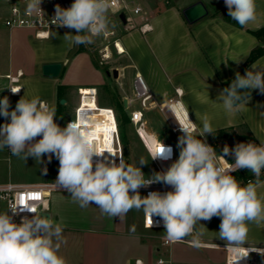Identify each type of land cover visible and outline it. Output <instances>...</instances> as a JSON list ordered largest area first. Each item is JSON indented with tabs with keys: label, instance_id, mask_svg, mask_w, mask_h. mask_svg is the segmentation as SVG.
I'll use <instances>...</instances> for the list:
<instances>
[{
	"label": "clouds",
	"instance_id": "9594fccd",
	"mask_svg": "<svg viewBox=\"0 0 264 264\" xmlns=\"http://www.w3.org/2000/svg\"><path fill=\"white\" fill-rule=\"evenodd\" d=\"M41 3L42 0H28L27 13L45 14ZM224 3L228 16L241 28L257 21V0H224ZM111 11V0H74L68 8L56 5L50 23L75 30V35L69 32L63 36L70 47L87 45L108 33ZM240 59L235 61L239 63ZM7 89L17 94L22 88ZM252 90L264 94V63L260 61H255L244 75L237 72L217 100L227 113H237L247 107ZM164 102L182 133L177 143L179 157L167 170L147 178L141 170L149 160L144 157L134 164H127L122 157L119 163L107 157L94 161V157H101L105 151L116 155L111 149L97 148L86 132L87 117L78 116L62 128L55 122V107L38 96H22L11 110L9 98L0 99V117L5 119L0 124V150L7 148L24 162L31 157L37 164L44 163V156L49 163L55 157L59 168L53 188L70 193L72 201L81 208L94 204L110 219H123L133 209L143 211L148 227L162 223L168 243L188 240L191 247L199 250L204 246L205 234L201 221L217 217L221 222L216 237L233 254L232 264L248 257L250 252L264 255V249L245 247L250 225L264 224V195L258 192L264 187V140L259 144L240 142L231 149L225 145L223 154L218 155L206 139L195 135L199 132V137H206L217 131L208 114L197 117L198 125L190 119L187 106L179 101ZM172 154L171 146L161 140L149 149L151 160H169ZM227 156H232L234 163H228ZM241 169H247L254 178L241 184L231 174ZM43 172L47 173L46 166ZM157 183L172 190L140 195L141 188ZM24 211L34 215L24 216L20 223L14 222L13 217ZM45 211L47 205L41 209L39 204L17 201L7 211L0 212V264H67L59 254L61 246L67 243L64 226L43 217L41 213ZM154 216L159 218L155 223ZM197 225L202 227L198 229ZM130 232L135 233V226Z\"/></svg>",
	"mask_w": 264,
	"mask_h": 264
},
{
	"label": "crops",
	"instance_id": "0c3cea01",
	"mask_svg": "<svg viewBox=\"0 0 264 264\" xmlns=\"http://www.w3.org/2000/svg\"><path fill=\"white\" fill-rule=\"evenodd\" d=\"M196 1L206 5L208 14L195 23H188L182 10ZM176 3L149 14L152 28L148 32L142 33L139 25H136L140 32L134 33V44L122 43L125 49H129L133 62L129 65L132 68L133 86L135 75L139 73L153 94L151 106L159 107L165 104V100L178 99L188 107L194 123L199 125L197 117L206 113L217 131L233 130L241 135L246 134L259 144L260 140H264V94L253 90L247 107L231 114L224 110L217 97L224 89L222 82L237 72L241 73L251 51L258 46L264 48V42L253 33L264 26V0H257L258 19L246 28H241L228 16L224 0H177ZM3 13L4 10L0 8V99L7 96L11 110L22 96H38L55 107V122L63 128L70 112L69 104L73 107L75 101V106L78 102V97L73 94L78 93L82 86L99 85L101 74L92 66L94 69L90 72L93 78L87 81L75 79L74 67L86 64L85 56L89 55L77 48L69 59L75 48L70 47L63 37L69 33V28L54 31L50 39L38 40L31 30L6 28ZM71 33L75 35L74 31ZM237 59H240L239 63L235 61ZM255 61L264 63V53ZM52 62L62 63L61 73L56 78L42 73V66ZM126 66L118 68L116 80L122 103L124 99L134 97L122 86L127 77V70H124ZM120 78L121 83L118 81ZM7 87L22 89L13 94ZM62 98L66 100L64 104L60 103ZM4 122L5 119L0 117V124ZM209 136L204 139L208 141ZM53 159L58 164L57 159ZM43 161L37 164L30 157L24 162L13 156L7 148L0 150V185L55 182L59 167L52 170L47 156L43 157ZM45 166L49 169L47 181L43 172ZM258 192L264 195V187ZM44 205H47L49 218L64 226L63 234L67 243L61 246L59 254L66 259L67 264H135L137 259L143 264H156L161 254H169L174 264H226L225 242L204 234V246L199 250L183 243L166 248L161 244L159 230H155L159 232V239L153 236L154 231L144 233L138 255L124 262L119 256L120 247L131 235L136 234V231L134 234L130 232L132 226L136 225L134 210H130L123 219H110L103 216L94 204L81 208L72 201L70 193L64 191L49 194ZM248 246L264 249V224L250 225L248 245L245 247Z\"/></svg>",
	"mask_w": 264,
	"mask_h": 264
},
{
	"label": "built area",
	"instance_id": "2783aa9c",
	"mask_svg": "<svg viewBox=\"0 0 264 264\" xmlns=\"http://www.w3.org/2000/svg\"><path fill=\"white\" fill-rule=\"evenodd\" d=\"M151 0H111L112 3V11L109 15V20L111 24L121 25L125 24H133L136 16L140 20L139 30L142 33H146L151 30L150 16L148 14V9L150 8ZM158 4L162 6H170L177 0H156ZM74 0H42L41 8L45 14H28L26 11L28 0H0V8L4 10L3 13V23L8 29H26L31 30L33 35L38 40H47L50 39L53 35L54 31L67 29L66 27H57L50 23L51 18L55 15V7L56 5H60L62 8H68ZM125 17V22L122 20L121 16ZM117 26V25H116ZM117 31L113 29H109L106 35H102L100 37L108 38L110 36L114 37L113 41L114 49L118 53H123L119 49L118 44L121 43L120 37L116 34ZM122 44V43H121ZM124 49V47H123ZM111 53L110 44H106L102 49V55L104 58H108ZM15 79V78H14ZM134 90L135 95L133 98L127 99V106H130L133 101L140 102L142 108H146L153 104V94L150 91V88L145 81L144 77L137 73L134 79ZM93 101H88V105L85 104V99ZM172 101H179L178 99H174ZM93 102V104H91ZM180 102V101H179ZM159 109L162 113L167 117V121L170 124L171 132L178 143L179 137L182 135L179 125L175 120V117L171 116L172 113L169 112L166 104L159 106ZM78 116L87 117V125L86 128L87 134L90 135L98 149H111L116 156H112L110 153L105 151L101 157H94V161L97 159H104L107 157L109 160H115L116 163H119L120 157H122L125 162L127 160L125 156L124 144L121 137V132L119 128V121L117 117V113L112 106H101L98 104V88L96 86H82L78 89V102L74 107V113L71 118H69L67 123L72 120H77ZM129 122L134 126V130L141 143L143 144L146 152L149 155V149L154 147L156 141L161 140L166 146H171L173 149L172 158L169 160H151L153 164V170L155 172H161L167 170V168L178 159L176 144L167 140V139H156L152 136L146 129L144 125V114L139 109H134L130 113H128ZM191 119V118H190ZM102 129V130H100ZM105 132L108 134L106 135ZM199 132H196L195 135H198ZM204 139V137H202ZM206 142L211 145L207 140ZM221 155V154H218ZM225 159L228 163H234V161ZM58 164L59 161L57 160ZM225 166H227L225 164ZM242 170V169H241ZM240 170L232 172L231 174L234 176ZM145 175V174H144ZM150 175H145V177H150ZM55 182H46L37 185H15L12 183L0 185V199L5 202L7 210L10 205L15 204L19 201L21 204L24 203H35L39 204L42 207L49 194L59 191L67 192L63 189L57 190L52 187V184ZM172 189L169 186L163 184H152L146 188H141L139 191L144 196H147L150 191H159L161 193L171 191ZM19 211V206H18ZM11 215V212L9 211ZM34 214L24 211L19 215L13 217L14 222H20L24 216L32 217ZM158 217H153L154 223L157 221ZM142 223L143 226L147 229L159 230L161 231V244L166 248H170L172 243H168L164 239V228L161 223L160 226L148 227V218L145 216L142 211ZM190 239V238H189ZM190 245L188 240L183 242H177ZM176 244V243H175ZM225 248V247H224ZM263 249V248H259ZM227 251V250H226ZM233 255L227 251L226 255V264H232ZM262 256L259 252H250L248 255L249 264H256L257 262H262L264 264ZM143 264L140 259L135 261V264ZM174 264L173 259L169 254H161L156 259V264Z\"/></svg>",
	"mask_w": 264,
	"mask_h": 264
},
{
	"label": "rangeland",
	"instance_id": "374dc122",
	"mask_svg": "<svg viewBox=\"0 0 264 264\" xmlns=\"http://www.w3.org/2000/svg\"><path fill=\"white\" fill-rule=\"evenodd\" d=\"M177 3H173L170 6H174ZM170 6H162L158 4L156 0H151L150 1V8L148 9V14L153 13L154 11H157L159 8L165 9ZM134 19V23L131 24H121V25H114L111 24L109 26V29H115L117 31V35L120 37V40L122 41L121 43H132L134 44V41H132V38H134V33H138L140 31L137 30L136 25L140 26V20L137 18ZM138 19V20H137ZM0 19V23H1ZM114 25V26H113ZM139 28V27H138ZM69 32H75L74 29H68ZM67 31V32H68ZM76 34V33H75ZM83 35V33H81ZM115 39V36L108 37V38H103V37H97L94 39V42L91 44H81L79 46H75L73 52L71 51L70 55L68 56L69 59H71L73 53L76 52L77 48L83 47L82 50L88 53L89 57L85 56V62L86 64H77L74 67L73 70V76L77 80H84L87 81L91 78H93L92 73L90 72L93 71L95 68L100 74L102 80H100V84L96 85L98 88V104L101 106H112L116 113L118 111L120 112V121H119V128L121 132V137L122 139H125V145H126V151L128 155V160L129 164H134L137 160H139L140 157H144L145 159H149L148 163L144 165L141 170L145 175H150L154 174L155 171L153 170V164L151 162V159L149 158L148 153L146 152L143 144L141 143L140 139L135 133L134 126L129 122L128 120V113H130L134 109H139L143 112L144 114V125L145 129L156 139H167L174 144H176L177 148V141L175 140L170 124L167 121V117L162 113L159 109L158 106H148L146 108H142L140 105L139 100L138 101H133L130 106L126 107L122 102H121V93L118 88L117 84V78H114L112 76V69L114 68H119L122 65H128L124 68L126 71L127 77L126 79L123 80L122 86L126 87L130 93L134 96L135 95V90L134 86L132 83L133 80V75L131 76V67L129 66L130 64H133L131 60V55L129 49L124 48L123 53H118L113 46V41ZM59 44V43H58ZM106 44H110L111 48V53L108 58H104L102 55V49ZM122 44V46H123ZM124 47V46H123ZM135 57V56H134ZM91 62V64H90ZM82 66V67H80ZM88 66V67H86ZM94 68H93V67ZM131 68V69H130ZM106 71H109L110 74H107ZM124 75V74H123ZM121 75V78L123 77ZM121 78L118 80L121 83ZM75 97H78V93L73 94ZM72 102V101H71ZM76 101L73 104V107H70V112L68 113L65 122L73 116L74 113V107H75ZM64 127V126H63ZM212 134H210L211 136ZM209 139V138H207ZM179 151L180 149L177 148V155L179 157ZM50 166L52 170H55L56 167H59V164L55 162L54 159L51 160ZM139 166V165H138ZM241 184H245L242 179L236 178ZM140 195L143 197V194L140 193ZM5 202L0 200V212H4V207H5ZM6 209V208H5ZM134 213L136 216V234L131 235L125 242L122 243L121 251L119 253V256L122 260L125 261H130L134 259L136 255H138V247L140 242H142V235L147 232H153V236L159 239L158 236L159 232L153 230V229H145L142 223V211H137L135 209ZM220 218L214 217L212 218L211 221H201V224H203L205 227L203 228L204 233L206 236H208L211 239L217 240L224 242L223 240H220L219 238L216 237V233L219 231V225H220ZM200 225H197V228L199 229ZM256 264H262V262H257Z\"/></svg>",
	"mask_w": 264,
	"mask_h": 264
},
{
	"label": "trees",
	"instance_id": "16d2710c",
	"mask_svg": "<svg viewBox=\"0 0 264 264\" xmlns=\"http://www.w3.org/2000/svg\"><path fill=\"white\" fill-rule=\"evenodd\" d=\"M261 41L264 42V26L256 31L253 32ZM80 49H83L81 47ZM264 53V48L263 47H256L251 51L249 54L245 65L243 66V70L241 71V75H244V71L246 70L247 66H249L251 63H253L259 56H261ZM235 78V76L229 78L228 80L222 82V87L226 88L229 87L232 80ZM253 93V90H252ZM251 93V94H252ZM119 111L117 113L118 121H120V115ZM129 120V119H128ZM123 144H124V150H125V156L128 160V155L126 151V143L125 139L123 138ZM209 143L211 146L216 150L217 154H223V148L225 145L229 146V148H233L237 143L240 142H253L252 138L245 135H241L239 133H236L233 130H218L214 133V135L209 136L208 139ZM230 161H234V158L232 156H227L226 157ZM236 178L242 179V181L246 184L249 180L253 179L254 177L252 174L247 170V169H242L240 170L237 174L234 175ZM262 179H264V176H262Z\"/></svg>",
	"mask_w": 264,
	"mask_h": 264
},
{
	"label": "water",
	"instance_id": "95a60500",
	"mask_svg": "<svg viewBox=\"0 0 264 264\" xmlns=\"http://www.w3.org/2000/svg\"><path fill=\"white\" fill-rule=\"evenodd\" d=\"M182 14L188 23H195L196 21L206 16L208 14V10H207L206 5L202 1H196L188 5L187 7H185L182 10ZM121 18L125 22V17L123 15L121 16ZM61 70H62V63L60 62L46 63L42 66V73L44 76H47V77L56 78L60 75ZM106 73L110 74L109 71H106ZM111 73L114 78H117L119 75L118 68L112 69ZM65 101L66 100L62 98L60 100V103L64 104ZM123 104L127 106V99H124ZM197 138L203 140L202 137H199V134L197 135ZM126 163L129 164L128 161H126ZM48 174H49V169L47 168V173L45 174V181L48 180ZM41 215L45 218H49V213L46 211L42 212ZM262 259L264 262V255L262 256Z\"/></svg>",
	"mask_w": 264,
	"mask_h": 264
},
{
	"label": "bare ground",
	"instance_id": "6f19581e",
	"mask_svg": "<svg viewBox=\"0 0 264 264\" xmlns=\"http://www.w3.org/2000/svg\"><path fill=\"white\" fill-rule=\"evenodd\" d=\"M118 46H119V49L121 50V51H124V49H123V46H122V44L121 43H119L118 44ZM85 101H86V103L85 104H87L88 105V101H93L92 99H90L89 98V100L88 99H85ZM91 104H93V102L91 103ZM100 130H102V129H100ZM105 134L107 135L108 133L107 132H105ZM232 254V253H231ZM233 255V254H232ZM233 257V256H232ZM250 262H249V260H248V258L246 257V258H243V259H241L240 261H237V262H235V264H249Z\"/></svg>",
	"mask_w": 264,
	"mask_h": 264
}]
</instances>
